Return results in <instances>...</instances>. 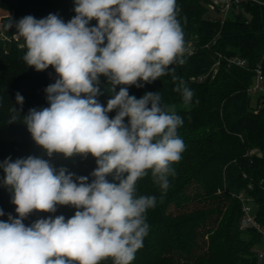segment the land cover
Returning a JSON list of instances; mask_svg holds the SVG:
<instances>
[{"label": "clouds", "instance_id": "clouds-1", "mask_svg": "<svg viewBox=\"0 0 264 264\" xmlns=\"http://www.w3.org/2000/svg\"><path fill=\"white\" fill-rule=\"evenodd\" d=\"M74 11L67 23L54 14L15 23L25 63L36 71L51 66L58 76L45 89L50 106L30 109L22 119L49 158L90 154L97 167L89 183L41 157L0 164L18 214L0 221V264H100L106 258L131 264L149 232L146 213L157 203L155 196L136 195L137 181L150 171L162 199L185 151L176 106L162 107L158 92L137 99L128 91L171 74L179 81L174 91L191 103L193 91L171 67L183 65L186 52L176 0H75ZM93 19L97 24L90 27ZM101 77L113 93L106 107L96 99ZM16 101L22 105L24 98L17 93ZM109 174L118 183L109 182ZM57 205L77 211L67 220L59 215L23 223L34 210L55 213Z\"/></svg>", "mask_w": 264, "mask_h": 264}, {"label": "trees", "instance_id": "trees-1", "mask_svg": "<svg viewBox=\"0 0 264 264\" xmlns=\"http://www.w3.org/2000/svg\"><path fill=\"white\" fill-rule=\"evenodd\" d=\"M222 2L176 0L186 52L185 63L171 67L193 91L190 104L185 105L174 91L179 81L174 83L171 74L143 87H128L129 95L137 99L158 92L162 107L174 104L183 119L177 133L185 144L162 199L150 171L137 181L136 195L155 196L157 203L146 213L149 232L131 264H259L263 259L256 247L264 237L254 227L242 228L238 195L252 198L256 221L264 227V92L257 95L255 107L249 92L257 66L264 76V4L240 1L223 16ZM74 7L75 0H0V11L5 13L0 18V164L9 158L14 162L41 157L57 171L65 168L76 177L87 176L90 183L97 167L94 157L53 154L49 158L22 119L30 109L50 106L45 89L58 76L51 66L36 71L25 63L26 48L15 23L29 15L43 19L49 14L67 23L76 15ZM96 24L93 19L89 26ZM233 59L246 60V65L238 66ZM120 87L116 86V92ZM99 88L96 99L106 107L113 95L111 85L101 77ZM17 93L24 98L22 105L16 101ZM12 115L18 117L15 122ZM108 115L114 118L116 112ZM4 177L0 167V210L4 212L0 221H7L9 215L18 217ZM106 179L118 183L114 174ZM56 207L55 213L34 210L23 223L31 226L59 215L67 220L77 211L70 205ZM100 264L113 261L106 258Z\"/></svg>", "mask_w": 264, "mask_h": 264}, {"label": "built area", "instance_id": "built-area-1", "mask_svg": "<svg viewBox=\"0 0 264 264\" xmlns=\"http://www.w3.org/2000/svg\"><path fill=\"white\" fill-rule=\"evenodd\" d=\"M240 1L252 2L254 4L260 5L264 4V0H223V2L220 4L222 15L227 16L229 11L234 7V4H237ZM232 62L241 67L246 65V60L243 59H233ZM255 70L256 75L254 78L253 85L249 89V92L252 95H259L260 93L264 92V76L260 66H257ZM238 199L242 203V228L254 227L259 232H261L264 237V227L259 225L256 221L255 209L252 198L246 196L245 193H240L238 195ZM258 253L260 258H262L263 254L261 252Z\"/></svg>", "mask_w": 264, "mask_h": 264}, {"label": "rangeland", "instance_id": "rangeland-1", "mask_svg": "<svg viewBox=\"0 0 264 264\" xmlns=\"http://www.w3.org/2000/svg\"><path fill=\"white\" fill-rule=\"evenodd\" d=\"M5 13L4 12H2V11H0V18L2 17V15H4ZM218 17H219V14L217 15ZM220 17H221V15H220ZM257 98H258V96L257 95H252V105H253V107H255L256 105H257ZM256 250L258 251V252H261L262 254H263V259L259 262V264H264V242H262V243H260L259 245H257V247H256Z\"/></svg>", "mask_w": 264, "mask_h": 264}]
</instances>
